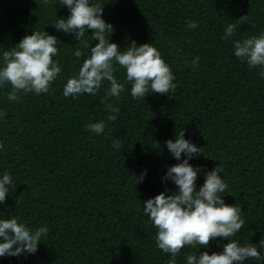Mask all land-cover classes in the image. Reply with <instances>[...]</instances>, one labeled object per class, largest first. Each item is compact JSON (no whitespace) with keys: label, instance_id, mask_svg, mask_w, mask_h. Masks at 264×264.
Listing matches in <instances>:
<instances>
[{"label":"trees","instance_id":"obj_1","mask_svg":"<svg viewBox=\"0 0 264 264\" xmlns=\"http://www.w3.org/2000/svg\"><path fill=\"white\" fill-rule=\"evenodd\" d=\"M92 2L104 7L103 19L114 26L106 37L121 50L135 41L160 51L175 77V91L133 99L125 69L115 65L114 75L125 87L118 99L106 97L107 81L95 95L65 97L67 80L98 43L92 30L76 41L74 34L51 26L70 15L61 0H0V66L3 52L36 30L58 38L53 60L61 67L48 93H21L9 101L11 86H0V178L8 172L13 180L0 219L18 218L33 231L48 229L35 254L0 257V264H168L171 255L156 245L158 229L144 214L143 202L178 191L163 177L187 158L176 160L165 143L181 130L203 153L189 161L201 169L197 190L220 164L227 184L221 196L241 208L245 224L229 239L241 246L259 244L264 238V77L261 68H249L235 56L234 42L264 32V0ZM244 15L249 21L225 38L227 26ZM189 21L197 27L190 29ZM77 48L84 53L80 58L74 55ZM196 57L199 64L193 67ZM102 99L119 113H110ZM110 114L117 115L115 122L108 120ZM100 121L102 134L87 130V124ZM115 139L120 149L113 148ZM229 242L217 238L207 248L185 246L177 264H186V254L222 253ZM258 250L264 254V248Z\"/></svg>","mask_w":264,"mask_h":264},{"label":"clouds","instance_id":"obj_2","mask_svg":"<svg viewBox=\"0 0 264 264\" xmlns=\"http://www.w3.org/2000/svg\"><path fill=\"white\" fill-rule=\"evenodd\" d=\"M61 3L69 9L70 15L66 19L57 18L51 26L65 34H74L76 41L84 40L85 33L91 29L92 41H98L91 47L90 57L83 61L78 74L67 80L63 89L65 97L95 95L103 82L107 81L110 88L106 97L118 99L125 87L114 75L117 70L115 65L125 69L133 99L145 100L150 93L169 95L170 91H175V77L171 68L151 43L137 45L132 41L126 49L121 50L117 43L110 42L106 37V33H113L114 26L103 19L104 7L92 0H61ZM248 21L249 15H244L236 23L229 24L225 30V38L233 34L238 24ZM187 26L194 29L197 24L189 21ZM57 40L56 36L46 31L33 30L32 34L24 36L18 44L3 52L0 86H11L7 93L9 101L19 100L21 93L49 92L52 82L61 73L59 63L53 60L58 54ZM83 54L79 48L74 52L77 58ZM234 54L246 62L249 68H261L259 74L264 77V32L235 41ZM199 59L196 57L192 61L193 67L199 64ZM101 103L105 104L110 113L118 114L120 111L113 104L106 103V99H102ZM108 120L115 122L117 115L110 114ZM87 130L97 135L102 134L105 123H89ZM165 143L176 160L180 161L182 155L187 156L182 162L170 166L163 177L164 181L171 180L178 191L171 195L161 192L144 201L143 211L158 229L154 238L156 245L164 253L171 255L168 264H177V257L185 246L195 248L200 245L207 248L210 241L217 238L230 241L224 245L222 253L199 251V254H186V264H244L249 260L264 261V254L258 250L264 248V238L259 244L244 246L238 240L229 239L239 232L245 221L241 219V208L226 204L224 196H221L227 189V184L220 175L222 166L219 164L207 172L203 185L197 190L196 181L201 169L194 167L189 161L203 154L201 147L185 139V130L176 132L175 140L169 139ZM112 146L120 149L122 144L119 139H115ZM0 148H3L2 143ZM145 176L146 170L136 179L142 182ZM12 183L11 175L5 172L0 178V204L6 202ZM47 232L46 227L33 231L24 223L18 222V218L0 219V257L35 254L42 236L47 235Z\"/></svg>","mask_w":264,"mask_h":264}]
</instances>
